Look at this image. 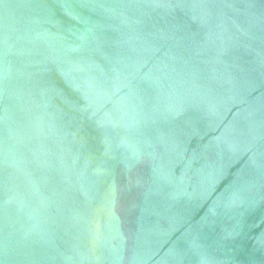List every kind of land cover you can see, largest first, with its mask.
Instances as JSON below:
<instances>
[{
    "label": "water",
    "instance_id": "1",
    "mask_svg": "<svg viewBox=\"0 0 264 264\" xmlns=\"http://www.w3.org/2000/svg\"><path fill=\"white\" fill-rule=\"evenodd\" d=\"M0 264H264V0H0Z\"/></svg>",
    "mask_w": 264,
    "mask_h": 264
}]
</instances>
